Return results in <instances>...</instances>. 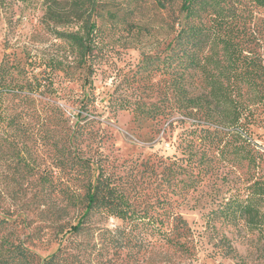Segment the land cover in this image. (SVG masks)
<instances>
[{
  "label": "rangeland",
  "instance_id": "obj_1",
  "mask_svg": "<svg viewBox=\"0 0 264 264\" xmlns=\"http://www.w3.org/2000/svg\"><path fill=\"white\" fill-rule=\"evenodd\" d=\"M96 1L93 11L88 4L73 2L54 6L50 0H0L1 70L15 73L18 64L28 76L30 70L51 72L53 91L35 95L60 108L68 126L87 122L79 140L83 157L101 158L137 210L154 214L167 209L187 220L192 232L188 245L195 249L190 254L158 246L148 229L139 234L133 228L129 236L125 222L94 213L62 241L74 255L73 264H264V234L239 219L227 224L218 212L229 198H243L252 180L264 179V98L259 96L264 95V75L252 73L251 84L237 79L243 68L251 73L257 63L264 64V7L248 1L236 21L232 35L241 54L235 73L225 70L222 45L209 42L214 24L204 17L201 46H182L208 62L201 70L188 68L185 57L182 64L176 60L185 87L175 91L169 75L156 64L179 49L175 42L184 17L181 0ZM89 23L95 27L83 64L57 32L85 35ZM213 83L220 92L236 95L242 106L239 134L229 125L231 107L212 99ZM136 99L161 112H134ZM51 134L57 140L60 133ZM7 142L0 141V215L9 222L0 234H9L44 258L60 242L53 225L67 228L83 210H59L65 205L63 194L48 193L39 184L35 169L50 164L52 147L32 149L31 175L11 155ZM32 142L30 137L25 143L33 147ZM242 145L261 156L257 168L248 162ZM46 203L54 209L38 214Z\"/></svg>",
  "mask_w": 264,
  "mask_h": 264
},
{
  "label": "trees",
  "instance_id": "obj_2",
  "mask_svg": "<svg viewBox=\"0 0 264 264\" xmlns=\"http://www.w3.org/2000/svg\"><path fill=\"white\" fill-rule=\"evenodd\" d=\"M55 6L59 2H73L89 5V9L95 11L96 0H50ZM264 7V0H181V11L183 12V22L179 24V31L176 36L175 46L179 49L172 54L157 59L156 68L168 74L172 80L173 90L180 91L184 86L183 76L178 73L177 61L181 64V57L186 58V66L192 69H205L208 61L200 60L196 55L190 54L187 47L182 45L190 42L194 46H201L204 40L205 25L204 17H210L214 24V30L209 37V42L222 45L223 55L226 60L225 70L230 73L237 71L241 54V49L236 50L233 41V28L244 15L242 12L246 7V2ZM56 13H53V17ZM237 21V22H236ZM95 25L89 23L86 27L88 34L82 35L76 31H60L58 37L65 39L71 49L79 55V61L85 63L88 54L87 41L89 34L94 30ZM152 63V62H151ZM216 67L219 61L214 62ZM153 64V63H152ZM15 73L9 70H1L0 67V141H8L11 148V155L16 154L23 163L25 174H33V167L30 161L34 151H40L46 146L52 147L50 164L40 167L38 171L39 184L46 186L47 192H57L63 194L64 200L61 209L80 208L77 222L69 226L63 223L53 225L55 237L60 238L56 250L44 258L38 257L36 252L30 250L21 242H15L9 234H0V264H73V253L68 252L62 241L69 239L68 233H77L90 220L94 213L112 216L125 222L129 229L124 232L132 235V229H148L152 234L154 242L158 246H165L168 249L180 251L184 249L190 252L195 249L188 245L191 241V229L187 220L172 210L164 209L161 212L148 214L146 211L137 210L134 204L129 201L127 195L115 184L109 172L105 170V163L100 159L85 158L80 149V141L84 135L83 130L87 122L83 124L75 123L73 127L66 124L63 112L53 102L44 101L35 94L53 91L51 80L46 69L34 73L30 70L29 76L24 71L25 67L15 64ZM181 66V65H179ZM245 67V66H244ZM46 70V71H45ZM244 73L237 79L248 84L252 83V73L259 77L264 75V64L259 62L255 65L254 72ZM28 71V70H27ZM213 93L212 99L222 107H231L230 117L231 130L239 134V116L242 106L239 104L236 95L231 92H220L216 84L211 85ZM259 96L264 98L260 93ZM132 109L140 115L154 116L161 111L152 105H147L141 100L132 102ZM226 106V107H225ZM125 107L119 106L121 109ZM59 130V137L53 139L51 132ZM62 131V132H60ZM33 137L32 145L25 143ZM9 140L16 143H10ZM20 144V145H19ZM241 149L247 153L246 158L254 168L261 163V156L250 148L242 145ZM21 151V152H20ZM34 162V161H33ZM41 164V163H40ZM35 165V164H34ZM36 166V165H35ZM82 193H81V191ZM45 201H43V205ZM47 204V203H46ZM48 204L44 209H39L38 214H45L53 210ZM218 212L223 216L227 224L242 220L250 229H255L264 234V179L252 180L248 185L247 193L243 198L232 197L218 208ZM216 213V212H215ZM213 213V214H215ZM9 221L0 215V231H2ZM210 222V221H208ZM82 227V228H81ZM73 231V232H72ZM125 238V242L130 241V237ZM143 238V237H141ZM74 259V258H73Z\"/></svg>",
  "mask_w": 264,
  "mask_h": 264
}]
</instances>
